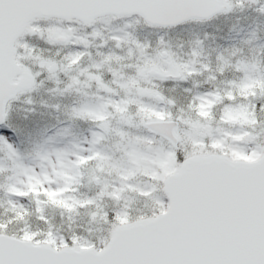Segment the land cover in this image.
<instances>
[{
    "label": "snow or ice",
    "instance_id": "obj_1",
    "mask_svg": "<svg viewBox=\"0 0 264 264\" xmlns=\"http://www.w3.org/2000/svg\"><path fill=\"white\" fill-rule=\"evenodd\" d=\"M230 10L231 0H0V123L13 101L43 86L42 76L57 85L64 76L69 83L49 91L75 89L80 99L70 117L93 123L83 139L36 145L31 164L0 134V193L7 197L0 207L6 203L12 212L0 217V264H264V104L258 115L254 103L231 102L227 89L197 93L191 109L199 115L180 128L172 115L177 102L140 86L150 78L144 70L124 78L109 66L107 80L105 62L75 67L80 52L66 65L27 56L33 36L64 47L82 39H74L73 25L137 17L170 28ZM238 67L250 100L264 98V71L255 62ZM58 135L69 136V129ZM82 187L89 193L80 195ZM34 193L41 220L42 193L69 219L82 210L101 227L86 236L51 225L33 231L18 200ZM106 200L115 204L111 211ZM138 204L150 211H138Z\"/></svg>",
    "mask_w": 264,
    "mask_h": 264
},
{
    "label": "clouds",
    "instance_id": "obj_2",
    "mask_svg": "<svg viewBox=\"0 0 264 264\" xmlns=\"http://www.w3.org/2000/svg\"><path fill=\"white\" fill-rule=\"evenodd\" d=\"M262 7H264V0H231L229 12L252 8L260 14H264L259 11ZM125 25L128 27L125 28ZM73 27L76 28L74 39L76 37L82 39L76 40L68 47L49 44L48 46H35V50L29 51L27 56L43 55L58 65H66L69 63L67 57L75 52H80L81 55L75 62V67L90 69L93 62H105L104 76L107 80L112 79L107 72L109 66L114 68L120 76H135L139 70H144L151 75L140 86L158 90L163 95L173 98L177 102V107L173 109L172 115L176 121L181 123L199 115L198 112L194 113L191 109L193 98L197 93L203 94L217 90L220 93H224L226 89L232 92L231 102L235 105L248 104L249 102L256 104L257 114H260L259 105L264 104V98L250 100L252 89L244 90L239 86L245 78V72L238 65L255 62L264 71V40L256 42L252 38H246L227 46L215 47L209 42L207 32L179 33L170 31L169 28L145 25L137 17H116L107 24L98 20L95 27L90 25H73ZM122 28L124 31H121ZM93 31L100 34L94 36ZM21 54L24 55L23 50H21ZM108 57L111 59L107 60ZM30 62L35 63L34 61ZM37 70H39L38 67ZM177 73L178 75H176ZM161 74L168 75L161 79ZM40 79L44 80L43 86L37 89L41 98L37 100L31 94L32 92L21 95L18 99V107L25 113H29L38 103H45L54 110L50 115L67 122V126L58 129V131L69 129V136L66 137L71 138L72 129L77 128L81 130V139L87 137L93 123L88 120H74L69 115L70 107L80 99L75 89L66 95L49 91L56 87L63 88L69 81L61 76V83L57 85L54 82H49L46 76H42ZM79 79L83 85L85 77L81 76ZM254 87H258V84ZM29 98L31 103L27 102ZM181 107L184 109L182 112L179 110ZM261 141L264 142V137H261ZM25 156L28 161L34 163L32 160L33 148L28 150ZM88 193L87 187L80 188V195ZM0 198L7 199L4 194ZM40 198L46 220H41L40 215L36 212L37 195L35 193L25 198V203L18 200L19 204L27 205L23 207L22 211L27 213L25 219L27 218L29 221L27 223L29 228L33 230L38 225V230L41 231L47 230L51 225L52 229L64 235L77 233L86 236L88 234L87 229L90 221L83 218L82 210L79 215L73 214L69 219L67 210L48 204L42 193ZM105 205L109 211L115 207V204L110 200H106ZM10 216H12V212L5 203L3 211H0V217L7 220ZM19 227L23 228L24 224H20ZM91 227L97 229L101 226L91 224Z\"/></svg>",
    "mask_w": 264,
    "mask_h": 264
},
{
    "label": "rangeland",
    "instance_id": "obj_3",
    "mask_svg": "<svg viewBox=\"0 0 264 264\" xmlns=\"http://www.w3.org/2000/svg\"><path fill=\"white\" fill-rule=\"evenodd\" d=\"M236 12H240V11H236ZM255 13H257V16H259L261 18L264 17V14H260V13H258L256 11H255ZM214 20H215V25L228 22L227 21L228 19H222V18H219V20L218 19H214ZM187 28L188 29H186V30H188L189 32L197 33L199 31L200 32H204L203 30L207 31L206 28H208V27L204 26V25H201L199 22H197L195 24H191V23L187 24ZM169 30L170 31H175V32H181L182 31V30H176L175 28H174V30L173 29H169ZM209 38H211V36H209ZM37 42L38 41H36V43ZM36 43L32 42L33 45L39 47L38 46L39 44H36ZM44 44H46V46H48V44L46 42H44ZM109 75L111 76L110 73H109ZM127 77H129V76H127ZM144 81H146V80L139 81L140 85H142L144 83ZM31 94L37 100H39L41 98L40 95L38 94V90L33 91ZM47 109H49V107L45 103H38L31 112L25 113L24 111H22L18 107V101H14L11 104V108L9 110V114H8L7 120H6L5 124H4V127H8V128H11L12 130H15L12 133H15L17 141L20 143V145L23 148L22 149L23 152H21L20 155L22 157H24V162L26 164H31V162L26 159V156H25L26 152L28 150L34 148L36 145L46 144L47 146H49V144H50L49 143V138L53 137V136H49L48 137L46 135V133H47L46 132V122L43 121V120H47V118H48V110ZM51 110H53V109H51ZM32 113H34L36 115L32 116L31 115ZM186 120H188V119H186ZM184 121H183V123H181L179 121L180 123L178 124L179 125L178 127H180V128L186 127V125L184 124ZM226 123H228V122L225 121L224 124H226ZM31 125H32L33 128H34V126L37 127V128H40L42 132L41 133H39V131L34 132V130H33L32 131L33 137L29 138L28 135L30 133H28L26 131V129H28V128L30 129ZM65 126H67V124ZM74 130H76V133L74 132L75 135L72 134V136L80 138L81 130L80 129L78 130L77 128H75ZM5 138H7V141L10 140L9 137L5 136ZM69 139L70 138H68L65 141H68ZM51 141H53L52 138H51ZM2 155H3V153H0V156H2ZM2 195H3V193H0V197H2ZM20 200H21V203H25V198H20ZM24 206L26 207L27 205H24ZM105 207H107V206L105 205ZM136 208L140 209L141 211H149V209L146 210L147 208H145L142 204L136 205ZM81 215L83 216V218L85 220L89 219L88 215L86 213L83 212ZM26 221H27V223H29L27 218H26ZM91 224L92 223H89V227H88L87 231H89L90 229H93L91 227ZM10 227H17V225H10ZM33 231H39L38 230V225H37L36 229H33Z\"/></svg>",
    "mask_w": 264,
    "mask_h": 264
},
{
    "label": "trees",
    "instance_id": "obj_4",
    "mask_svg": "<svg viewBox=\"0 0 264 264\" xmlns=\"http://www.w3.org/2000/svg\"><path fill=\"white\" fill-rule=\"evenodd\" d=\"M0 211H3V207H0Z\"/></svg>",
    "mask_w": 264,
    "mask_h": 264
},
{
    "label": "water",
    "instance_id": "obj_5",
    "mask_svg": "<svg viewBox=\"0 0 264 264\" xmlns=\"http://www.w3.org/2000/svg\"><path fill=\"white\" fill-rule=\"evenodd\" d=\"M150 74V73H149ZM151 75V74H150Z\"/></svg>",
    "mask_w": 264,
    "mask_h": 264
},
{
    "label": "flooded vegetation",
    "instance_id": "obj_6",
    "mask_svg": "<svg viewBox=\"0 0 264 264\" xmlns=\"http://www.w3.org/2000/svg\"><path fill=\"white\" fill-rule=\"evenodd\" d=\"M261 41V40H260Z\"/></svg>",
    "mask_w": 264,
    "mask_h": 264
}]
</instances>
